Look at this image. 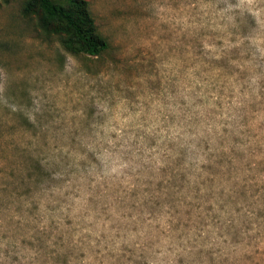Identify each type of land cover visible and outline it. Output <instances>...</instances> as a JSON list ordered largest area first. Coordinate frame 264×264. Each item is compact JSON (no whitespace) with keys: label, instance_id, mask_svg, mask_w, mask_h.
Masks as SVG:
<instances>
[{"label":"rangeland","instance_id":"rangeland-1","mask_svg":"<svg viewBox=\"0 0 264 264\" xmlns=\"http://www.w3.org/2000/svg\"><path fill=\"white\" fill-rule=\"evenodd\" d=\"M87 1L109 42L99 55L67 50L23 12L28 0H0V243L9 241L0 264H264V207L254 235L246 218L231 215L247 202L246 173L264 177V122L256 124L264 117V0ZM189 66L209 85V100L217 92L220 111L200 117L186 108ZM236 87L243 106L229 115L243 117L255 144L247 153H220L205 167L206 191L189 201L186 149L169 139L171 126L225 122L216 118ZM241 142L234 135L220 141ZM105 149L139 165L134 189L96 180ZM157 154L166 165L159 170ZM256 203L264 206V192ZM209 223L230 244L219 261L203 247ZM162 239L186 255L157 261Z\"/></svg>","mask_w":264,"mask_h":264},{"label":"clouds","instance_id":"clouds-1","mask_svg":"<svg viewBox=\"0 0 264 264\" xmlns=\"http://www.w3.org/2000/svg\"><path fill=\"white\" fill-rule=\"evenodd\" d=\"M243 3V0H241ZM254 0H248V3H253ZM206 47H210L206 45ZM264 54V53H262ZM218 58V57H217ZM183 77L185 79L184 86V94L183 99L186 102V108L190 109L192 113H198L200 117L204 116L206 109H216L220 111L217 107L216 101L220 99L217 92H211V99L207 98L206 93L204 92L205 87H209L205 82L200 79V76L195 74V70L193 67L189 66L187 71L183 73ZM254 84L256 83V79L253 78L252 81ZM197 86H200V91H197ZM236 96L231 99V105L228 104L227 99H224L223 111L217 120L225 121L222 123L209 122L204 123L201 122L198 125L196 124H188L187 126L176 125L173 124L171 126V135L169 139L171 141L176 142L180 148L186 149V157H185V168L188 169L186 173V178L188 181L189 188L191 189L190 194L188 195V200L192 201L194 197L197 195V189L199 190V194H204L206 189L202 186L201 181H204L207 177V173L205 172V167L214 163L215 159L220 155V153L229 154L231 156L232 148H235L237 151L247 153L249 147L255 144V139L247 136V128L248 125L242 122L243 117L237 116L236 112L232 111V114L229 115V112L233 108L242 107V103L239 100L240 90L238 87L235 88ZM194 93V95H193ZM245 98H247L248 94L244 93ZM206 100L205 104L196 103L197 99ZM259 99V96H257ZM119 119V116H117ZM129 117H125L121 123H127ZM189 120L192 119L191 115L188 117ZM235 121V126L232 123ZM264 122V117H260L256 120V124ZM155 125L149 127L148 131L151 132ZM226 130V131H225ZM117 133L119 137L121 135V130L117 128L111 129ZM165 133V129L161 128L160 136L161 140H163ZM237 136L242 141L238 144H221L220 141L225 137ZM161 140L157 141V144L161 142ZM108 143L112 145V147L116 150L117 153L124 150V145H121L119 149H116L115 140H109ZM205 143L208 145L207 150H205ZM199 145V146H198ZM155 152V148L152 149ZM209 154H214L213 159H209ZM261 157H256L259 160ZM97 159L101 165V174L96 176V180H104L105 178L110 179L112 182H119V184L123 185L129 191L134 189L136 185L132 183L133 175L136 174L138 176L139 165H131L127 159H124L121 155L116 154L114 156L113 152L105 149L103 154L97 156ZM156 161L157 170L160 168H164L165 162L159 158V154L154 157ZM253 169L256 168V164L253 163ZM249 176L246 184V192L245 196L247 197V202L245 203L244 199L238 201V206L241 211L239 213L233 208L231 210V215L237 218H246L248 222L251 224V227L248 229V235H254L258 231L257 221H256V213L261 208L264 207L259 203L253 204V201H258L262 192H264V187H261V183H264V177H255L253 179L252 173H246ZM150 179V178H148ZM239 179V177H237ZM158 182L157 180H153V183ZM243 183V181H242ZM147 185L145 184V187ZM258 189V190H257ZM255 191V196L252 193ZM225 192L227 194H231L230 189L225 188ZM213 211L218 213L221 218L224 220V227H227L226 213L220 212L218 205L215 201L212 202ZM237 223H239V219H237ZM161 227L165 230L169 229L171 226L166 222L161 223ZM211 233V237L209 242L203 245L205 251L211 250L212 256L219 261L221 255H227V249L230 246L224 245V239H227V236L218 235L221 232V228L219 226H214L212 223H209L201 232V235H207ZM169 240L162 239L160 244H157L155 247L159 249L156 253L157 261L161 260L165 256H169L171 258L181 257L182 254L186 255L184 250L179 246L173 245V250H169ZM163 245V246H162ZM219 249L220 251H217ZM191 251V249H188ZM9 252V241L7 238L4 239L3 243H0V258H4L5 254ZM10 259V255L7 257ZM148 264H156V261L150 260Z\"/></svg>","mask_w":264,"mask_h":264},{"label":"trees","instance_id":"trees-1","mask_svg":"<svg viewBox=\"0 0 264 264\" xmlns=\"http://www.w3.org/2000/svg\"><path fill=\"white\" fill-rule=\"evenodd\" d=\"M23 12L34 14L47 34L58 36L70 52L99 55L109 47L87 0H28Z\"/></svg>","mask_w":264,"mask_h":264}]
</instances>
